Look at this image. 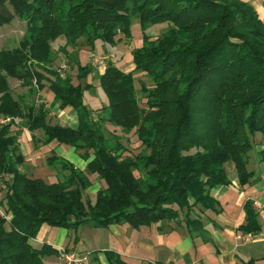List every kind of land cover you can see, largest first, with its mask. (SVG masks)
Returning <instances> with one entry per match:
<instances>
[{
	"label": "trees",
	"instance_id": "obj_1",
	"mask_svg": "<svg viewBox=\"0 0 264 264\" xmlns=\"http://www.w3.org/2000/svg\"><path fill=\"white\" fill-rule=\"evenodd\" d=\"M15 19L26 22L24 36L17 48L0 52V117L10 119L0 125V264H44L57 255L46 244H32L44 224L74 233L72 247L82 226L157 225L161 232L183 228L204 237L206 224L221 212L211 190L229 185L230 171L242 187L254 182L249 163L258 147L264 165V23L251 5L0 0V27ZM133 20L141 33L140 46L131 51L133 71L111 61L99 74L90 63L74 60V78L51 68L57 52L72 60L70 50L78 45L91 51L98 43L131 39ZM156 27L164 30L152 38ZM59 37L65 43L53 50ZM88 76L107 98L96 111L85 103L84 93L94 87ZM7 78L33 94L50 91L53 105L76 113L77 127L52 124L42 102L26 105L13 98ZM17 119L41 134L33 142L72 148L86 162L84 170L51 155L45 165L57 181L31 177L23 170ZM128 137L141 147L136 155L123 144ZM94 181L100 188L91 202L84 194ZM245 212L247 223L239 230H260L250 205ZM103 255L107 264H127L114 251Z\"/></svg>",
	"mask_w": 264,
	"mask_h": 264
},
{
	"label": "crops",
	"instance_id": "obj_2",
	"mask_svg": "<svg viewBox=\"0 0 264 264\" xmlns=\"http://www.w3.org/2000/svg\"><path fill=\"white\" fill-rule=\"evenodd\" d=\"M242 1L251 5L264 23V0ZM124 48L120 57L121 60H124L123 66L121 64L118 67L115 63L113 64L119 70L128 73L134 69L132 50L126 52ZM105 56H108V60H112L114 56L118 57L111 53L105 54ZM120 58L118 57V59ZM124 66L127 67L126 70ZM12 80L13 78H7L11 90L13 89L10 85ZM94 81L91 80L88 83L97 87L98 83ZM27 93L29 91L22 92L18 94L17 98L26 102L24 98ZM32 101L35 103L42 102L49 109L48 118L51 119V123L70 128L77 127L76 113L69 108L60 109L57 105H53V94L47 89L38 91L33 95ZM86 103L89 105L88 102ZM15 123L20 131L18 143L22 154L25 156L23 170L31 177L42 179L38 176L36 168L46 166L45 160L51 155L61 157L76 168L84 170L86 162L72 148L59 145L56 142L42 145L36 140L35 143L32 140L33 135L39 140L41 134L39 133L40 136L37 137L36 132L28 131L21 124L23 123L21 119H17ZM260 149V147L254 149L251 155L249 168L253 172L254 182L250 186L242 187L236 174L230 171L228 175L229 185L218 186L211 190V196L218 202L221 212L215 215L214 222L206 224L207 234L204 237H192L183 228L161 232L157 225L136 230L127 225H114L109 227L107 243L102 248L98 246L87 249L80 238L72 247L70 241L73 234L71 231L44 224L40 227L35 239L32 240V244L35 247L46 244L57 251L72 248L73 252L89 253L90 257L87 264H107L103 255V251L107 250L116 252L127 264H247L249 261H253V264H264V165L260 164L256 157V152ZM98 188L100 187H97L96 192ZM246 205L251 206L260 226V230L248 234L239 230L247 223ZM95 258H97L98 263L93 260ZM44 260V264L55 262L63 264L58 254L46 257Z\"/></svg>",
	"mask_w": 264,
	"mask_h": 264
},
{
	"label": "rangeland",
	"instance_id": "obj_3",
	"mask_svg": "<svg viewBox=\"0 0 264 264\" xmlns=\"http://www.w3.org/2000/svg\"><path fill=\"white\" fill-rule=\"evenodd\" d=\"M25 30H26V22L24 20H20V19H15L9 25L0 27V52L1 51H10V50L17 48L19 46L20 41L22 40V38L24 36ZM163 30H164V28L156 27L150 36L153 38V37H155L156 34H159ZM131 32H132V38L131 39H126V40L124 39L121 42H119L118 44H116L115 46H109V45L102 46V45H100V43H98L95 46L94 50L89 51V48L86 45H84V44L78 45L74 51L70 50L71 53L69 54V56L72 58V60H68L61 53L57 52L58 54H57L56 62L54 65L51 66V68L59 70L58 72L60 73L61 76H71L74 78L75 74H76V72H75L76 67L73 68V63H72V61L75 62L74 60H79L83 64L84 63H87V64L90 63L93 66V68L95 69V71L99 74L100 73L102 74L104 72V70L106 68V63H109L110 61L112 63H115L118 67H120L121 64L123 66L124 60L123 59L121 60V58H120L122 56L123 47H125L124 50L126 49V52H128V50H133L134 48L140 46V44H141V33H140L138 23L135 20L132 21ZM64 43H65V39L63 37H59L55 42H53L51 44L52 49L53 50L58 49V47L60 45H63ZM108 53L116 54L120 59H118V57L116 58L114 56V58L112 60L115 62H113L112 60H108L107 59L108 56H105V54H108ZM100 57H105V58H100ZM102 60H103V64L98 65V63ZM124 69L126 70L127 67L124 66ZM140 79L142 81L144 80V82L147 85H149V86L151 85L150 81L144 79V77L140 76ZM91 80H94V79H92V76H88L86 79V82L91 81ZM75 82H77V81H75ZM94 82L98 83V81H94ZM33 83H34V81H33ZM17 84H18V80L13 79L12 81H10V85L13 88L12 90L10 89V91H11L13 98H15V99H18L17 98V96H19L18 94H21L22 92L26 93L27 91H29L28 88L22 87L20 82L18 84L19 87ZM17 88H19V89H17ZM20 89H22V90H20ZM85 93H86L85 97H84L85 103L88 102L89 105H87V106L92 111H96L99 108L107 105V98H106L104 92L102 91V89L100 88L99 84L97 87L94 86L91 90H89ZM33 95H35V94H33L31 92L27 93L26 97L24 98L26 100V102L25 101H22V102L25 103L26 105L32 104L34 102V101H32ZM18 100H20V99H18ZM9 121H10L9 118L0 117V125L7 123ZM52 124H55V123H52ZM36 135H37V137L40 136L38 132H36ZM123 144L127 145L129 150L134 155H136L141 150V147L139 146L138 142L136 141V139L134 137H130V138L128 137L127 140L123 141ZM20 150H21V148H20ZM42 165H44V164H42ZM36 172L38 173V176H40L43 180H45V182H47L49 184L51 182L57 180L56 174L54 172H52L46 166H38V168H36ZM43 174H44V177H42ZM97 187H100V186L96 181H94L92 183V186L85 192L84 199H89L91 202H93L95 199ZM0 213L1 214L3 213V211L1 209H0ZM115 227H118V226H115ZM108 231H109V227L108 228H93L91 226H82L77 231L76 235L84 243L85 248H87V249L88 248H96L98 246H100V248H102V246H104L107 243ZM73 235H74V233H73ZM79 255L83 256V255H85V252H79ZM89 257H90V255L87 256V258L84 262L85 264H87V262L89 261ZM61 262H63V264H66V262H64L62 260H61ZM53 264H57V263L55 262Z\"/></svg>",
	"mask_w": 264,
	"mask_h": 264
},
{
	"label": "built area",
	"instance_id": "obj_4",
	"mask_svg": "<svg viewBox=\"0 0 264 264\" xmlns=\"http://www.w3.org/2000/svg\"><path fill=\"white\" fill-rule=\"evenodd\" d=\"M103 64V60L98 63V65ZM97 65V66H98ZM59 258L66 262V264H81L84 263L89 253H86L83 256H80L78 252L67 253L64 249L58 250Z\"/></svg>",
	"mask_w": 264,
	"mask_h": 264
}]
</instances>
